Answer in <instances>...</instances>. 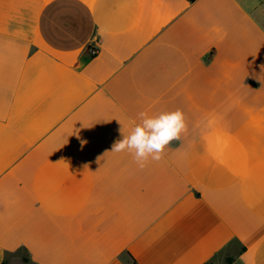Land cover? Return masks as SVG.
Returning <instances> with one entry per match:
<instances>
[{
  "label": "crops",
  "instance_id": "1",
  "mask_svg": "<svg viewBox=\"0 0 264 264\" xmlns=\"http://www.w3.org/2000/svg\"><path fill=\"white\" fill-rule=\"evenodd\" d=\"M176 109L159 162L110 152ZM128 253L264 264V0H0V264Z\"/></svg>",
  "mask_w": 264,
  "mask_h": 264
},
{
  "label": "clouds",
  "instance_id": "2",
  "mask_svg": "<svg viewBox=\"0 0 264 264\" xmlns=\"http://www.w3.org/2000/svg\"><path fill=\"white\" fill-rule=\"evenodd\" d=\"M119 131L121 138L113 142L110 152L129 153L137 166L143 169L149 162L163 159L165 150L174 141L181 140V135L187 131V123L180 109L151 116L140 112L139 122L134 123L127 133L123 127ZM85 143L81 141V146Z\"/></svg>",
  "mask_w": 264,
  "mask_h": 264
},
{
  "label": "trees",
  "instance_id": "3",
  "mask_svg": "<svg viewBox=\"0 0 264 264\" xmlns=\"http://www.w3.org/2000/svg\"><path fill=\"white\" fill-rule=\"evenodd\" d=\"M124 260H125V262H126L127 264H137L136 260H135V259L131 256V254H129V253L126 255V257H125ZM234 261H235V260H234L233 257H227V259H226L227 264H232ZM207 264H214V262L211 261V262H209V263H207Z\"/></svg>",
  "mask_w": 264,
  "mask_h": 264
},
{
  "label": "built area",
  "instance_id": "4",
  "mask_svg": "<svg viewBox=\"0 0 264 264\" xmlns=\"http://www.w3.org/2000/svg\"><path fill=\"white\" fill-rule=\"evenodd\" d=\"M100 50L98 48L95 47H88L87 48V53L91 56V57H95L99 54Z\"/></svg>",
  "mask_w": 264,
  "mask_h": 264
}]
</instances>
